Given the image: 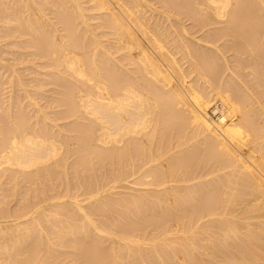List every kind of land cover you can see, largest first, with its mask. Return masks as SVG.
Instances as JSON below:
<instances>
[{
  "label": "bare ground",
  "instance_id": "6f19581e",
  "mask_svg": "<svg viewBox=\"0 0 264 264\" xmlns=\"http://www.w3.org/2000/svg\"><path fill=\"white\" fill-rule=\"evenodd\" d=\"M0 264H264V0H0Z\"/></svg>",
  "mask_w": 264,
  "mask_h": 264
},
{
  "label": "rangeland",
  "instance_id": "374dc122",
  "mask_svg": "<svg viewBox=\"0 0 264 264\" xmlns=\"http://www.w3.org/2000/svg\"><path fill=\"white\" fill-rule=\"evenodd\" d=\"M208 112L211 114L210 110H208ZM211 115H213V114H211ZM2 220H3V221H4V220H8V218H7V219H4V218H3Z\"/></svg>",
  "mask_w": 264,
  "mask_h": 264
}]
</instances>
